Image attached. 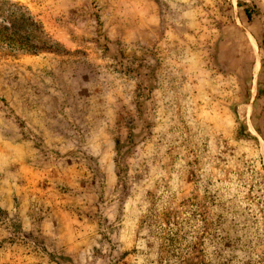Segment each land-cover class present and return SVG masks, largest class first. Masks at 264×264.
<instances>
[{"label":"rangeland","instance_id":"374dc122","mask_svg":"<svg viewBox=\"0 0 264 264\" xmlns=\"http://www.w3.org/2000/svg\"><path fill=\"white\" fill-rule=\"evenodd\" d=\"M251 35L264 0H0V264H264Z\"/></svg>","mask_w":264,"mask_h":264},{"label":"crops","instance_id":"0c3cea01","mask_svg":"<svg viewBox=\"0 0 264 264\" xmlns=\"http://www.w3.org/2000/svg\"><path fill=\"white\" fill-rule=\"evenodd\" d=\"M253 39L256 41L259 57H257ZM251 41V43L248 41V49L246 53L243 52L245 48V43L243 42L229 45L226 48V53L229 56L228 68L234 69L241 67L242 72H240V78L243 82V86H246L247 81L245 79L249 74L250 87L248 86L246 88V96L248 97L247 104L251 106V110H255L259 107L260 104H264V46L263 44L260 45L258 39L252 35ZM257 62H259L260 64V72L258 78L255 77V67ZM259 84H262L263 92L258 91ZM252 87H256L255 92L252 91Z\"/></svg>","mask_w":264,"mask_h":264},{"label":"trees","instance_id":"16d2710c","mask_svg":"<svg viewBox=\"0 0 264 264\" xmlns=\"http://www.w3.org/2000/svg\"><path fill=\"white\" fill-rule=\"evenodd\" d=\"M245 13H246V17H247L248 23H252L253 19L251 17L255 15V12L253 13L252 10L249 9V7H247L246 10H245ZM14 23L17 24V21H14ZM21 23H22V25L27 23L28 27L31 28V31L34 33L35 37H37V38L40 37L39 35H36L39 32L36 23L31 21V19L29 17H27L25 19L21 18ZM258 41H259L260 45H262V42L260 40H258ZM216 225H218V224H216ZM227 240L230 241V242H236L235 239L232 236L227 237ZM249 260H250L249 263L248 262L244 263V261H239V262H240V264H254V262H253V260L251 258Z\"/></svg>","mask_w":264,"mask_h":264}]
</instances>
